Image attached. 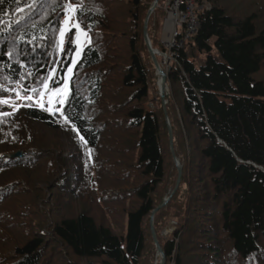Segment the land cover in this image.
<instances>
[{"label":"trees","instance_id":"1","mask_svg":"<svg viewBox=\"0 0 264 264\" xmlns=\"http://www.w3.org/2000/svg\"><path fill=\"white\" fill-rule=\"evenodd\" d=\"M153 2L85 0L91 44L71 81L75 126L39 106L0 109L10 113L0 117V264H151L152 230L164 264H264V0H198L195 35L172 51L166 104L158 96L149 109L158 90L144 40ZM18 3L0 5V50L15 48L0 59V76L42 67L30 61L52 49L37 46L63 25L56 0ZM161 11L146 23L153 50ZM116 40L127 51L120 67ZM44 131L69 149H52ZM57 152L73 163L60 165ZM174 201L188 219L162 243ZM54 202L74 212L59 215ZM89 206L121 220L100 222Z\"/></svg>","mask_w":264,"mask_h":264},{"label":"snow or ice","instance_id":"2","mask_svg":"<svg viewBox=\"0 0 264 264\" xmlns=\"http://www.w3.org/2000/svg\"><path fill=\"white\" fill-rule=\"evenodd\" d=\"M4 3L5 0H0V5ZM56 3L64 10V27L56 28V36L48 37L45 35L42 37L44 43L37 46L45 50L51 48L52 51L42 53L50 59L37 61L33 57L30 63L34 67L43 64L35 72L32 68H28L27 73L12 69L8 75L0 76V109L3 106H8L15 112L19 110V107L39 106L54 118L59 114L66 124L75 126V119L71 115L72 103L75 99L71 81L77 65L87 55L84 45L91 44V37L88 35L90 27L85 25L81 28L85 14V0H56ZM14 52V47L9 50H0V59L4 56L12 58ZM25 55L27 54L25 53ZM19 57L20 53H16L15 63L18 68L27 67ZM78 57L80 59H77ZM3 67L11 66L3 65ZM10 79L12 86L9 87L3 82ZM5 93L9 95L5 96ZM17 100L27 103L18 105ZM7 115L10 113L0 110V117ZM71 130L77 131L80 139L85 140V137L80 135L82 130L78 131L75 127Z\"/></svg>","mask_w":264,"mask_h":264},{"label":"rangeland","instance_id":"3","mask_svg":"<svg viewBox=\"0 0 264 264\" xmlns=\"http://www.w3.org/2000/svg\"><path fill=\"white\" fill-rule=\"evenodd\" d=\"M166 1L167 0H159L154 11H159L160 12L161 9H162L161 13L164 14V16L162 17V23L160 25L161 31H160L159 38H158V43H159V46L161 48L158 49V52L163 54V55H166L167 57H166V61L161 56H157L156 60H157V63L159 64L161 70L164 73L167 74L168 68H169L171 62L173 61V57L170 56V53L167 52V49L165 47L166 45L163 43V36H162L164 20L166 19L167 12H168L166 10V6H165ZM236 1H238V0H236ZM262 20L264 21V16H263ZM63 25H62V27H64ZM124 45L125 44L122 41L121 42L118 41V40L115 41L116 49H118L117 50V55L118 56H117V59L114 60V62H112V66L113 67H120V63L122 62L120 60V56L121 55H125L127 53V51L124 49ZM161 49H163V50H161ZM263 74H264V65H263L262 71H261V73L259 75V77L261 79L264 77ZM118 78H119V74H118V72L116 70H114V72L110 76V80H114L115 81V79H118ZM153 78L156 81V87H157L158 90H157V92H155V90L153 89L152 92H151V95H150V99L145 102L146 107L149 108V109H155L158 106V102L159 101L156 102V100H157L158 96L160 97L159 87H158V82H159L158 81V73H157V70L155 69V67L153 68ZM112 86H113V84L111 85V87ZM168 92H170L169 85H167L165 93L168 94ZM160 99H161V97H160ZM161 102H162V100H161ZM16 103L19 105V104H22V101L17 100ZM165 104H166V99H164V105ZM3 107L7 108L9 110H12V108H10L8 106H3ZM45 137H46L47 140L51 141V147L54 150L57 147H60V148H57L56 151L59 150V151L65 152V151H67L69 149L66 146H63L65 144V142H64V139L61 138L60 135H57L55 133H48V132L44 131L43 132L44 140H45ZM68 156L70 157L71 154L69 153ZM56 157H57V161H58V163L60 165H63L61 163H65V164L73 163L71 160H69V158H67V160H64V158L59 157L58 156V152H57V156ZM113 178L116 179V176L113 175ZM55 203L56 202H54V205H56L60 209L59 215H62V214H65V213L74 212V204L70 203V204L61 206V205H57ZM179 205H180V202L176 203L174 201V203L172 204V207L169 210V217H167L165 220H162L161 223H160V231H159V233H160V236H161L162 243H165L167 239L172 238L173 233L175 231H177L178 229H180L181 225H183V224L185 225L186 224V221L188 219V216H187L188 213H187V211L185 209L186 205L182 204V211H179V209H178ZM88 209H89L88 213L92 214L97 220H99L100 222H103L105 224H109V223L113 224L117 219H119V218H117L119 215H116V216L112 215L111 216L110 214H108L109 210H104L102 206H100L99 208L97 206H89ZM120 220H121V218L118 220V222H120ZM36 222H37L38 225L40 224V222L38 220ZM154 234H155V232H154ZM179 237H180V235H177V239H179ZM161 245H163V244H161ZM149 247L150 248L148 250V256H146L147 257L146 258L147 263L164 264V258H163V255H162V251H161V254H159L158 252L156 253V251H155V249H154V247L152 245H149ZM191 256L192 255L188 256V259H190ZM160 258L162 259L161 262H160ZM165 263H166V261H165ZM169 263L170 264H174V258L172 260H170Z\"/></svg>","mask_w":264,"mask_h":264},{"label":"built area","instance_id":"4","mask_svg":"<svg viewBox=\"0 0 264 264\" xmlns=\"http://www.w3.org/2000/svg\"><path fill=\"white\" fill-rule=\"evenodd\" d=\"M165 6L168 12L163 25V43L173 57L172 51L195 35L197 14L203 7L198 5V0H167Z\"/></svg>","mask_w":264,"mask_h":264},{"label":"water","instance_id":"5","mask_svg":"<svg viewBox=\"0 0 264 264\" xmlns=\"http://www.w3.org/2000/svg\"><path fill=\"white\" fill-rule=\"evenodd\" d=\"M159 0H154V2L152 3V5L150 6L149 8V11L147 13V18H146V21H145V25H144V40H145V43H146V46L148 48V51H149V54L151 56V59H152V62L154 64V67L155 69L157 70V73L158 72H161L162 73V79H161V84H158V87H159V93H160V97H161V100H162V105H164V99H165V96H167L168 94H166V88H167V75L166 73H164L159 64L157 63V60H156V52L151 48V44H150V41L148 39V36H147V32H146V23H147V19L149 18V16L151 15V13L155 10L156 6H157V3H158ZM167 123L169 125V121L167 120ZM170 145H171V148H172V142H171V136H170ZM22 154L21 153H14L12 155H10L9 157L10 158H16V157H21ZM175 163L178 167V170H179V176H178V181L176 183V186H175V189H174V192L176 191V189L178 188V185H179V179H180V175H181V167L179 165V162L178 160H175ZM169 199L165 200L162 202V204L159 206L158 209H160L161 207H163L167 202H168ZM152 236H153V240L155 242V245H156V248H157V251L159 254H161V249L159 248L158 244H157V241H156V238H155V234L154 232L152 231Z\"/></svg>","mask_w":264,"mask_h":264},{"label":"bare ground","instance_id":"6","mask_svg":"<svg viewBox=\"0 0 264 264\" xmlns=\"http://www.w3.org/2000/svg\"><path fill=\"white\" fill-rule=\"evenodd\" d=\"M158 55L161 56L166 61V56H164L161 53H158ZM161 79H162V73L161 72H158V81H159V84H161Z\"/></svg>","mask_w":264,"mask_h":264},{"label":"clouds","instance_id":"7","mask_svg":"<svg viewBox=\"0 0 264 264\" xmlns=\"http://www.w3.org/2000/svg\"><path fill=\"white\" fill-rule=\"evenodd\" d=\"M154 51L156 52V57H157L159 52H158V50H154Z\"/></svg>","mask_w":264,"mask_h":264}]
</instances>
